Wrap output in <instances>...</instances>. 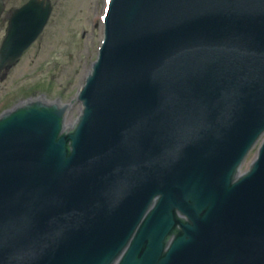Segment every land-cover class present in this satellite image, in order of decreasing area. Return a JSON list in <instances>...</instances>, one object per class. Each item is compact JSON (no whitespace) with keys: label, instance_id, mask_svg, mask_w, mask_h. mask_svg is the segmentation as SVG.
<instances>
[{"label":"water","instance_id":"95a60500","mask_svg":"<svg viewBox=\"0 0 264 264\" xmlns=\"http://www.w3.org/2000/svg\"><path fill=\"white\" fill-rule=\"evenodd\" d=\"M51 10L20 9L2 58ZM105 24L77 122L76 100L0 118V264H264V143L239 174L264 135V0H112Z\"/></svg>","mask_w":264,"mask_h":264},{"label":"rangeland","instance_id":"374dc122","mask_svg":"<svg viewBox=\"0 0 264 264\" xmlns=\"http://www.w3.org/2000/svg\"><path fill=\"white\" fill-rule=\"evenodd\" d=\"M15 1L21 4L23 0ZM52 1L54 11L44 33L10 78L0 83L3 107L34 92L69 102L80 90L98 55L107 0ZM255 154L256 150L251 152L244 168Z\"/></svg>","mask_w":264,"mask_h":264},{"label":"flooded vegetation","instance_id":"af4514ba","mask_svg":"<svg viewBox=\"0 0 264 264\" xmlns=\"http://www.w3.org/2000/svg\"><path fill=\"white\" fill-rule=\"evenodd\" d=\"M7 14H8V12H7ZM6 16H7V15H6ZM6 22H7V19H6V17H5L4 20L1 21L0 32H2V31L4 30Z\"/></svg>","mask_w":264,"mask_h":264},{"label":"bare ground","instance_id":"6f19581e","mask_svg":"<svg viewBox=\"0 0 264 264\" xmlns=\"http://www.w3.org/2000/svg\"><path fill=\"white\" fill-rule=\"evenodd\" d=\"M102 28H103V26H102Z\"/></svg>","mask_w":264,"mask_h":264}]
</instances>
